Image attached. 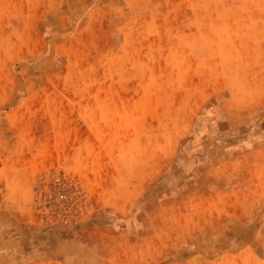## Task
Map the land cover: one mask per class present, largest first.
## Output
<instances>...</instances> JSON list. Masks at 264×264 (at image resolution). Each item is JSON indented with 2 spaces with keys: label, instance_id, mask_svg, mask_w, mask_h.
<instances>
[{
  "label": "rangeland",
  "instance_id": "obj_1",
  "mask_svg": "<svg viewBox=\"0 0 264 264\" xmlns=\"http://www.w3.org/2000/svg\"><path fill=\"white\" fill-rule=\"evenodd\" d=\"M0 264H264V0H0Z\"/></svg>",
  "mask_w": 264,
  "mask_h": 264
},
{
  "label": "built area",
  "instance_id": "obj_2",
  "mask_svg": "<svg viewBox=\"0 0 264 264\" xmlns=\"http://www.w3.org/2000/svg\"><path fill=\"white\" fill-rule=\"evenodd\" d=\"M60 197H61V198H65V194H63V193L60 194Z\"/></svg>",
  "mask_w": 264,
  "mask_h": 264
}]
</instances>
